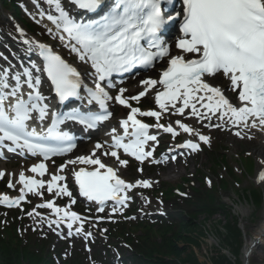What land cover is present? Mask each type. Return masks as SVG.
I'll return each instance as SVG.
<instances>
[{
    "label": "snow or ice",
    "instance_id": "6c2138e0",
    "mask_svg": "<svg viewBox=\"0 0 264 264\" xmlns=\"http://www.w3.org/2000/svg\"><path fill=\"white\" fill-rule=\"evenodd\" d=\"M33 4L35 12L30 15L52 43L28 38L18 27L21 42L27 52L37 54V60L14 64L0 53V157L6 151L42 158L28 168L31 175L20 171L15 181L8 180L9 189L17 190L19 185V194H0V206L17 208L31 218L37 225L32 231L46 225L65 238L63 225L67 237L82 235L87 240L93 236L85 230L91 218L72 210L77 200L70 190V178L78 186V195L93 202L96 212L105 213L111 202L107 218L123 215L134 198L133 190L148 189L152 182L122 178L120 168L127 167L129 160L122 158L121 150L125 157L143 164L154 156L159 144L150 128L177 137L179 132L172 123L159 122L162 113L187 115L207 128L259 126L264 130V0H33ZM78 10L97 16L87 19L78 16ZM169 25H178L180 35L173 41L177 54H172V45L162 35ZM57 48L66 49L67 56ZM164 60L167 66L159 78L141 80L143 90L137 95L126 96L128 90L119 87L125 74L139 75V70H150ZM220 76L230 81L239 106L230 102L221 87L213 86L212 81ZM150 91L155 93L159 110L132 106V101L139 102ZM70 101L75 102L71 110H57V105ZM111 104L129 109L119 122L122 133L113 127L110 140L97 142L90 154L68 158L56 166L54 157L66 156L77 147L75 135L65 129L77 124L82 134L97 130L112 117ZM138 117H153L156 123L150 125ZM175 124L199 141L186 139L176 148L196 152L200 142L210 143L208 135L181 119ZM234 134L242 138L241 131ZM105 157L114 160L109 164ZM5 176L0 171V179ZM258 180L264 182V171L259 172ZM45 191L52 199L25 211L23 203L31 202L28 195L43 199ZM65 197L67 204L59 206L56 199ZM37 208L51 210L54 218ZM103 219L96 217L97 223Z\"/></svg>",
    "mask_w": 264,
    "mask_h": 264
},
{
    "label": "rangeland",
    "instance_id": "374dc122",
    "mask_svg": "<svg viewBox=\"0 0 264 264\" xmlns=\"http://www.w3.org/2000/svg\"><path fill=\"white\" fill-rule=\"evenodd\" d=\"M25 4V3H23ZM3 10L6 12L8 11L6 7L3 6ZM10 13V11H8ZM11 14V13H10ZM225 143L229 144L228 142V137H224L222 140L217 141V147L220 149H228L230 152L228 154V157H232L235 155V152L233 151V148L229 145H226ZM255 145L250 147L251 151H254ZM244 163H250L251 162V157L247 155H242V158ZM214 163L212 162L211 158L209 155L205 152L202 154V156L195 157V158H189V159H180L174 164H171L167 171H165L163 183L161 184L162 187H167V186H174L177 183H180L183 181L184 178H189L193 176L196 172V170H202L203 172L207 173V176H210L208 170L209 168L213 165ZM257 174V170H256ZM169 175L171 177H174V179H169ZM255 175V174H254ZM169 179V180H168ZM251 184V180L249 181L248 179L244 182L243 185L238 186L239 192L241 193V189L244 187V185ZM237 192V191H236ZM237 194H239L237 192ZM155 196L159 195L155 194ZM242 198V195H241ZM151 209H156L159 208L155 204H151ZM248 210V214L240 216L238 213L237 215L239 216L240 220L242 221V227H244L243 231L245 234L244 242L247 244V242L250 240V238H255V235L257 234L258 228H259V221L261 219L262 213L254 211L253 213H250L252 209H250L248 206H245ZM161 210H165L164 206L162 205ZM198 222L200 224V230L202 231H209L211 234L215 235V241L210 242L209 239L206 240L205 238H200L201 239V244L199 247H194L193 250L196 252L198 255L200 261L203 264H213V260L217 258L218 256L221 255V251L219 250V247H217L218 240L220 238V231H221V222H226V218L224 216L217 217L215 221H209L208 219H204L203 216L198 218ZM238 253H240L238 251ZM248 253H246V256ZM251 257V263L252 264H263L264 263V246L263 245H258L255 247L250 255ZM231 257V255H230ZM232 258V257H231Z\"/></svg>",
    "mask_w": 264,
    "mask_h": 264
},
{
    "label": "trees",
    "instance_id": "16d2710c",
    "mask_svg": "<svg viewBox=\"0 0 264 264\" xmlns=\"http://www.w3.org/2000/svg\"><path fill=\"white\" fill-rule=\"evenodd\" d=\"M239 237H240V234H239V233H235V234L231 237V240H232L233 242H235L236 240L239 239ZM231 240H230V241H231ZM231 243H232V242H231ZM184 252H185V251H184ZM9 255H10L9 253L3 255V257H4V264H14V261H13V262L11 261V260H13V256H9ZM177 255L180 256L181 253L178 252ZM188 261H189L191 264H197V261H196L194 258H192V257H190V258L188 259Z\"/></svg>",
    "mask_w": 264,
    "mask_h": 264
},
{
    "label": "bare ground",
    "instance_id": "6f19581e",
    "mask_svg": "<svg viewBox=\"0 0 264 264\" xmlns=\"http://www.w3.org/2000/svg\"><path fill=\"white\" fill-rule=\"evenodd\" d=\"M8 30H9L11 33L15 32V28H14L13 26L8 27ZM259 182H260V181H259ZM261 183H264V182H261ZM257 235H258L257 237H259L260 240H263V241H264V224L260 227L259 232H258ZM252 246H255V244L253 245V243H252V239H250V240L248 241V244H245V247H246V248H251Z\"/></svg>",
    "mask_w": 264,
    "mask_h": 264
}]
</instances>
